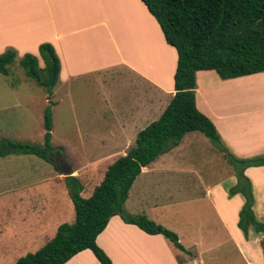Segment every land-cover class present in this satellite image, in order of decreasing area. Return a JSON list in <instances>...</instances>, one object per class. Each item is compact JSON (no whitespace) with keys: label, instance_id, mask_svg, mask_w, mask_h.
<instances>
[{"label":"crops","instance_id":"1","mask_svg":"<svg viewBox=\"0 0 264 264\" xmlns=\"http://www.w3.org/2000/svg\"><path fill=\"white\" fill-rule=\"evenodd\" d=\"M44 43L52 47L59 63L50 96L53 106L64 100L79 104L77 97L87 93L82 83L86 78L94 81L93 75L101 84L119 78L128 86L125 106L109 107L112 123L105 126L106 137H91L88 131L78 130L82 136L77 142L63 139L56 146L60 149L58 158L85 161L70 176L79 181L80 196L87 198L107 167L133 146L136 134L158 119L163 111L162 99L167 106L174 94L176 53L166 45L157 23L139 0H0V54L6 49H12L17 58L29 54L36 57L41 67L37 49ZM160 48L172 58L171 69L163 75L158 72ZM194 81L195 108L212 123L227 151L239 159L264 155V98L260 103L259 97L243 96L250 88L264 93V72L220 80L213 71H199L194 74ZM29 92L33 95L31 103H47L46 96H40L36 89ZM84 127L88 129L89 125ZM183 140L141 168L123 205L127 214L142 215L174 233L182 250L161 235H148L124 224L118 216L109 218L95 244L111 264H217L224 253L223 242L226 253L240 256L243 264H264L260 248L264 235H255L249 229L244 238L236 226L244 200L239 194L227 197V189L236 182L232 168L229 166L220 178L208 184L194 185L189 177H197L196 171L173 163L183 160ZM187 142L191 143L189 139ZM19 156L31 155L3 158ZM35 158L28 162L36 167L20 173L22 177L12 175L16 185L10 191L25 193L18 196L21 203L11 204L8 227L5 231L0 228V251L15 248L23 256L33 253L54 236L61 219L73 222L64 177ZM101 161L112 162L99 169ZM220 161L227 164L222 153ZM243 175L251 185L254 218L261 222L264 166L246 168ZM201 200L207 204V213L202 215L192 207ZM255 210L260 216L255 215ZM10 255L16 256V252ZM20 257L12 262L15 264ZM64 264L99 263L89 250H83Z\"/></svg>","mask_w":264,"mask_h":264},{"label":"trees","instance_id":"2","mask_svg":"<svg viewBox=\"0 0 264 264\" xmlns=\"http://www.w3.org/2000/svg\"><path fill=\"white\" fill-rule=\"evenodd\" d=\"M139 1L157 23L166 45L176 53L172 76L174 94L158 119L136 134L133 146L125 155L107 167L89 197L80 196L81 185L75 177L63 178L73 207V222L60 224L48 242L18 258L15 264H64L83 250H89L99 264H111L95 244V238L112 216H118L124 224L133 225L145 234L161 235L174 248L182 250L174 233L142 215L127 214L123 205L141 168L175 147L189 132L203 135L232 167L236 182L227 189V197L239 194L244 200L236 223L243 237L247 238L249 229L255 235H264V223L257 221L252 212L250 182L243 175L246 168L264 166V155L244 159L231 155L212 123L194 105L196 72L213 71L220 80L264 72V0ZM37 50L41 67L36 57L24 54L17 58L12 49H6L0 54V75L6 77L9 66L17 59L24 75L46 92L48 105L42 112V144L2 140L0 158L31 155L60 172L52 159L53 155H59L60 149L50 146L52 102H49L59 63L49 44H40ZM260 248L264 256V243Z\"/></svg>","mask_w":264,"mask_h":264},{"label":"rangeland","instance_id":"3","mask_svg":"<svg viewBox=\"0 0 264 264\" xmlns=\"http://www.w3.org/2000/svg\"><path fill=\"white\" fill-rule=\"evenodd\" d=\"M17 61L18 60L15 59L13 65L9 66V73L6 77L0 75V141L7 140L11 142L40 146L42 144L43 132L42 112L48 104L46 103L44 105H40L39 102L31 103L30 99L33 98V95L30 94L29 90L36 89L39 91V93H41L40 96L43 94L46 96V92L41 87L36 86L33 80L28 79L24 75L23 70L17 64ZM171 65V55L169 57V55L163 52V50L160 48L158 57L159 74H166L169 70V67L171 69ZM92 77H94V81L92 78H86L82 83V86L83 84L85 85L83 88L87 90V93H82L77 97L80 102L79 104L67 103L64 100L63 102H59L57 106H50V146L54 150L56 149V146H58L60 140L64 139V141L67 143L68 141H73L72 144H74L75 141L77 142L81 135L79 132L82 131H88L91 137H106L107 130L105 126H107V124L111 125L112 123L109 107L113 106L117 109H120L125 106V88L127 89L128 86L123 79L121 80L117 78L113 80H106L105 84H101L100 79L96 75H93ZM53 89L54 88H52V92ZM100 90L103 92V97H100ZM248 95L249 98L259 97V102L263 103L264 93L261 90L257 92V90L255 91V88H253V90L250 88L248 94L245 93L243 96L246 98ZM220 99L222 101L225 100L224 98ZM50 100L51 99H49V102H51ZM165 102V99H162L161 104L163 110L165 108ZM72 106H74L76 109ZM81 107L85 109L88 107L89 110L82 111ZM85 124L89 125L88 129H84ZM79 127L80 129H78ZM113 129L116 130L115 128ZM183 138V151H181L183 160H174L173 163L179 162L180 164H183V169L188 170L190 166V168L196 171V176L199 178L194 176L189 177L191 180L190 182H193L194 185L200 184L203 186L208 184L206 182H212V180L220 178V176L224 174L227 168L230 166L228 163H221L220 153L216 147H214L200 133H186L181 137L180 141ZM187 139H189L191 143L187 142L185 144ZM29 159L36 158L34 156L0 158V228L3 227L4 231L8 227V221L10 220L8 218L11 212V204L13 202L16 204L21 203L22 199L18 196L24 195L25 193L24 191H10V189L13 190L14 186L16 185L12 175L16 174L17 176L22 177L20 173L27 171L29 167H36L35 165L28 162ZM52 159L53 162L57 164L59 170H61L58 156L53 155ZM63 161L71 170L70 175H74L75 171L83 167L85 162L77 160ZM106 162L112 161H101L99 169H101L104 164H106ZM183 177H186V175L179 176L178 178ZM256 196L258 197L257 194ZM9 200L11 201L8 206ZM196 206L199 208L196 209ZM205 206L207 207V204L203 200L192 204V207L195 208L196 212L201 215L204 212L207 213ZM60 214L61 211L58 210L57 216ZM255 215L260 216L256 210ZM71 222V220L67 221L64 219H61L60 221L62 224H70ZM261 222L264 223V218ZM183 242L185 243V239ZM226 247L227 245L225 242H223L222 251H224V253L221 257V260L218 259L217 264H243L240 256L238 257V255L235 254H227ZM11 252H16V256L10 255ZM21 252V250L15 248L3 249L0 251V264H11L12 259L15 260L17 257L23 256ZM14 260L12 264H14Z\"/></svg>","mask_w":264,"mask_h":264},{"label":"water","instance_id":"4","mask_svg":"<svg viewBox=\"0 0 264 264\" xmlns=\"http://www.w3.org/2000/svg\"><path fill=\"white\" fill-rule=\"evenodd\" d=\"M58 161H59V165H60V174L63 176V177H68L70 176L71 174V171L69 169V167L66 165V163L63 161V159L61 158H58Z\"/></svg>","mask_w":264,"mask_h":264}]
</instances>
